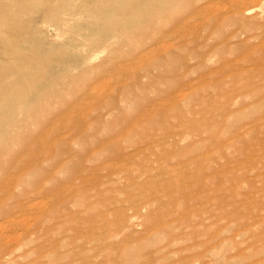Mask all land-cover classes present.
<instances>
[{
	"label": "rangeland",
	"instance_id": "374dc122",
	"mask_svg": "<svg viewBox=\"0 0 264 264\" xmlns=\"http://www.w3.org/2000/svg\"><path fill=\"white\" fill-rule=\"evenodd\" d=\"M32 27L75 57L93 38ZM137 32L71 78L30 60L53 83L0 147V264H264V0H182Z\"/></svg>",
	"mask_w": 264,
	"mask_h": 264
},
{
	"label": "bare ground",
	"instance_id": "6f19581e",
	"mask_svg": "<svg viewBox=\"0 0 264 264\" xmlns=\"http://www.w3.org/2000/svg\"><path fill=\"white\" fill-rule=\"evenodd\" d=\"M180 1L182 0H0V147L8 146L10 131L15 127L14 124L22 121L28 106L40 103L39 91H46L51 88L49 86L53 80L55 82L61 79L60 76L69 77L74 70L94 68L93 54L100 49V43L110 50L114 44L128 42L132 36L127 35L130 28L142 35L146 29L159 25L169 9ZM78 14L84 15L87 20L81 22L76 17ZM45 20L58 31L59 27L67 30L86 26L93 32V38L85 40V52L75 57L68 49L63 50L62 47L45 42L43 35L35 34L32 26L40 25ZM26 39L36 41L43 48L36 51L25 49L23 41ZM80 39L82 38L76 36L75 42H80ZM36 55H44L57 64V78L47 79L40 89H33L28 81V77L36 70V64L30 62ZM60 63L63 65L60 66ZM72 64H75L74 69L70 68ZM75 82L76 79L73 78L71 83ZM26 91L30 92L29 99L24 97ZM49 93L50 91L47 95ZM17 154L18 151L14 152V159L18 157ZM13 163L11 159L9 164ZM7 167L4 168L6 172L9 169ZM1 179L3 183L5 177Z\"/></svg>",
	"mask_w": 264,
	"mask_h": 264
}]
</instances>
